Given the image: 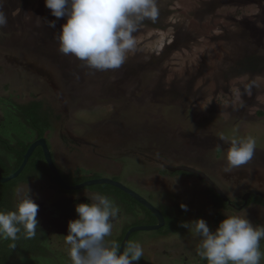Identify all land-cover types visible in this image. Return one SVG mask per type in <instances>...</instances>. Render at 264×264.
Masks as SVG:
<instances>
[{"label": "rangeland", "instance_id": "rangeland-1", "mask_svg": "<svg viewBox=\"0 0 264 264\" xmlns=\"http://www.w3.org/2000/svg\"><path fill=\"white\" fill-rule=\"evenodd\" d=\"M263 3L157 0L159 17L144 21L134 33L137 48L126 62L116 70L97 71L59 51L57 36L66 18H55L44 0H3L8 23L0 28L1 111L20 122L22 117L9 107L36 99L54 106L59 123L62 118L70 129L91 138L98 133L103 146L117 144L119 148L111 150L114 164L121 158L125 171L120 179L133 187L127 179L130 166L139 187L156 184L160 165L149 159L166 156L199 163L214 158L224 168L233 137L254 138L250 161L264 168ZM47 21H55V28ZM172 43L177 47L167 51ZM41 69L54 74V86L47 79L52 75L43 77L37 72ZM7 134L13 135L10 130ZM31 168L9 183L24 179ZM160 178L166 184H160L157 193L165 200L177 198L186 204L188 196L179 195L181 189L189 193V203L197 199L194 190L175 183V177ZM3 186L6 183L0 189ZM88 187L103 192L115 188L108 183ZM9 198L5 194L1 202L9 206ZM11 243L0 245V258L10 256ZM14 243L16 249H32L36 237L26 239L21 233ZM51 247L67 250L58 244ZM15 261L12 264H59L36 256Z\"/></svg>", "mask_w": 264, "mask_h": 264}, {"label": "flooded vegetation", "instance_id": "flooded-vegetation-1", "mask_svg": "<svg viewBox=\"0 0 264 264\" xmlns=\"http://www.w3.org/2000/svg\"><path fill=\"white\" fill-rule=\"evenodd\" d=\"M18 63L22 64V62ZM37 72L41 74L40 71ZM52 76L51 79H47L53 85ZM4 101L5 98L0 100V103ZM9 108H13L12 110L22 119L20 122L12 120L7 113L3 114L0 106V176L7 177L14 173L22 164L30 145L44 139L53 164L66 185L73 186L91 179L110 178L136 191L160 211L164 223L159 229H142L133 231L129 235L127 244L138 242L144 250L143 257L133 264H207L197 254L199 237L195 236L190 228L181 227V222L203 218L214 231L224 216L243 215L253 225L264 226V196L262 195L264 194V168L257 163L249 161L239 169L225 172L227 160L223 161V168L220 163L213 160L214 158L192 163L187 160L171 161L164 156L160 159H149L150 162H157L160 169H158V176L154 178L156 184H150L147 189L137 185L141 183L135 181V169L130 166V177L127 179L135 186L133 187L120 179L125 171L120 164L121 158L120 162L114 164L116 157L111 155V150L119 148L117 144L114 143L112 147L103 146L101 143L103 139L98 141L101 138L98 133H94L91 138L89 133H80L70 129L69 124L62 118L59 123L60 118L54 106H43L39 110L49 113L51 121L49 124L40 126L29 121L27 108L16 106ZM9 130L13 134L11 137L7 134ZM29 166L33 167L31 168L33 170H30L24 179L12 184L9 183L11 180L0 182V184L6 183V186L2 187L3 190L0 189L2 190L0 191V210H14L28 188L30 197L39 205L37 213L39 224L35 236L37 246L34 245V252L29 253L28 251L27 254L22 255L23 258L32 255L50 257L56 259L59 264H71L68 246L64 242V235L68 232V222L78 216L75 206L79 203H89L87 196L94 193L114 198L113 200L120 208L118 217L113 221V233L106 237L109 242L115 241L121 247L126 233L131 228L159 224L156 214L129 193L114 185L118 192L113 191L115 188L103 192L88 186L79 189L63 187L47 162L42 144H38L33 149L28 162L18 176L24 174ZM179 166H186L189 169H179ZM160 177H175L174 182L192 188L197 199L189 203V193L184 189L179 190V195L188 196L185 204L187 205L186 211L181 208L183 203L178 201L179 199L165 200L157 193L160 184L162 186L166 184ZM218 189L222 191L224 197ZM255 191L260 193H255ZM5 194L6 198L11 199L9 206L6 204L7 201L1 202ZM192 203L195 205L194 209L190 207ZM153 230L159 232L150 235ZM57 244L66 247L67 250L58 251L57 248L51 247ZM261 247L264 248V241L261 242ZM261 264H264V260Z\"/></svg>", "mask_w": 264, "mask_h": 264}, {"label": "clouds", "instance_id": "clouds-1", "mask_svg": "<svg viewBox=\"0 0 264 264\" xmlns=\"http://www.w3.org/2000/svg\"><path fill=\"white\" fill-rule=\"evenodd\" d=\"M45 6L57 18H66L57 36L59 51L74 56L90 69L108 71L119 69L128 54L137 48L134 36L146 21L159 17L157 0H44ZM0 0V28L8 23ZM55 28V21H47ZM228 140L227 137H221ZM225 172L239 169L254 155L256 140L252 137H233L229 141ZM28 191L14 210H0V240L12 241L15 248L19 234L31 239L37 235L39 205ZM89 203L75 206L77 218L68 222L64 242L68 246L71 264H133L144 250L140 243L130 242L123 251L112 235L113 221L120 213L119 206L106 195L87 196ZM183 210L187 205L181 204ZM181 227L199 237L198 256L207 264H261L264 260V226H255L243 215H226L215 230L203 218L181 222Z\"/></svg>", "mask_w": 264, "mask_h": 264}, {"label": "water", "instance_id": "water-1", "mask_svg": "<svg viewBox=\"0 0 264 264\" xmlns=\"http://www.w3.org/2000/svg\"><path fill=\"white\" fill-rule=\"evenodd\" d=\"M41 72V75L44 76V77H47L49 75H53V81H54V74H52L51 72H49L48 70L46 69H41L40 70ZM38 144H42L43 147H44V150H45V155H46V159H47V162L50 166V168L52 169V171L57 175L59 181L62 183L63 187L65 188H70V189H79L83 186H89V185H93V184H100V183H108V184H111V185H114L120 189H122L123 191L129 193L131 196H133L136 200H138L140 203H142L143 205H145L148 209H150L154 214H156V216L158 217L159 219V224L157 225H150V226H138V227H134V228H131L127 233H126V236L124 237L123 239V242L121 244V247H120V251H123L125 246L127 245V242H128V239H129V235L133 232V231H137V230H142V229H145V230H150V229H159L163 223H164V219L160 213V211L158 209H156V207H154L150 202H148L144 197L140 196L136 191L132 190L131 188H129L128 186H126L125 184H123L122 182H119V181H115L113 179H110V178H97V179H91V180H88L86 182H83L81 184H78V185H73V186H69V185H66L60 174L58 173V170L56 169L55 165L53 164V161L51 159V155L47 149V146L45 144V140L44 139H40L34 143H32L30 145V147L28 148L27 152L25 153L24 155V160L22 162V164L20 165V167L14 172L12 173L11 175L7 176V177H4V176H0V182H7V181H10L14 178H16L20 172L22 171V169L24 168V166L26 165V163L28 162V158L29 156L31 155V153L33 152V149H35V147L38 145ZM179 169H189L188 167L186 166H179L178 167ZM172 169H175L172 167ZM219 193H221L224 197V194L222 193L221 190H219ZM255 193H260V192H256ZM264 196V194H262Z\"/></svg>", "mask_w": 264, "mask_h": 264}, {"label": "trees", "instance_id": "trees-1", "mask_svg": "<svg viewBox=\"0 0 264 264\" xmlns=\"http://www.w3.org/2000/svg\"><path fill=\"white\" fill-rule=\"evenodd\" d=\"M262 1H264V0H262ZM262 5H263L262 7H263V10H264V3ZM255 31H256V29L249 35L253 36ZM262 35H264V34H262ZM254 38L255 39H259V38H256V37H254ZM175 47H177L176 44L172 43V44H170L167 47L168 48L167 51H169L171 48H175ZM249 57H250L249 60H254V56H249ZM256 59H257V57H255V60ZM19 105L20 106H18V107L27 108V114L29 115V121L32 124L40 126L41 124H49V123H51L49 113H45L43 111H39L43 107V103H42L41 100L36 99V100H32L30 102L28 101L26 104H19ZM28 109H30V111ZM170 223H173V221H170ZM0 241H1L0 245L4 244V242H2V240H0ZM35 246H37V244ZM28 251H29V253L30 252H34L35 248H32V249H28L26 247L18 248V249L13 248V249L10 250V252H12V253H10V256H6V257L3 256V257L0 258V264H12L13 261L16 262L15 259H13L14 257H18V258L20 257L21 258L22 255L27 254Z\"/></svg>", "mask_w": 264, "mask_h": 264}]
</instances>
